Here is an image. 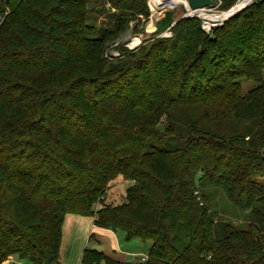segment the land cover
<instances>
[{"label":"trees","instance_id":"trees-1","mask_svg":"<svg viewBox=\"0 0 264 264\" xmlns=\"http://www.w3.org/2000/svg\"><path fill=\"white\" fill-rule=\"evenodd\" d=\"M90 1L0 3V264H59L67 215L149 242L144 264H264V0L121 58L148 0H104L101 34ZM117 179L131 186L111 201ZM212 192L246 229L217 219ZM80 264L118 263L87 248Z\"/></svg>","mask_w":264,"mask_h":264},{"label":"rangeland","instance_id":"rangeland-1","mask_svg":"<svg viewBox=\"0 0 264 264\" xmlns=\"http://www.w3.org/2000/svg\"><path fill=\"white\" fill-rule=\"evenodd\" d=\"M3 0H0V3ZM151 1H147L149 16L146 19L141 20L140 23L133 22L130 24L129 31L121 36L116 43L112 45L110 48L108 55L114 56L119 54L120 58L123 57V54L120 52L121 48H125L129 51L137 50L141 46L154 42L157 40H166L170 39L173 36L172 29L176 25V23L184 18H188V11L186 10V6L183 4L176 5L174 8H164L159 12H155L154 9L151 8ZM215 8L210 10L207 13V16H211L213 19L215 15H220L226 11L221 9V0H214ZM165 3L168 2L165 0ZM110 5L108 2L104 0H91L89 6V23L95 27V30L98 34H101L105 29L110 28L114 25V19L112 17V12ZM221 18V17H220ZM189 19V18H188ZM198 19V18H196ZM223 19V18H222ZM201 24V28H203V21L198 19ZM221 21H212L210 24H219ZM225 24V23H224ZM214 26L212 29L206 31L203 30L207 35H211L212 31L216 28H221L224 26ZM135 48V49H134ZM256 84L252 81H244L242 82L243 93H247L253 88H255ZM257 181L264 184V178L258 177ZM131 186V183L128 181H124L121 179H117L111 186V190L109 192L108 198L109 200H118L122 198L125 191ZM211 197L213 201L212 211L216 214L217 219H223L234 224L236 227L246 229L247 221L244 213L235 212L226 202L224 195L220 193L212 192ZM149 243V242H148ZM14 259L9 261L8 264H27L25 261H21L17 257H13Z\"/></svg>","mask_w":264,"mask_h":264},{"label":"crops","instance_id":"crops-1","mask_svg":"<svg viewBox=\"0 0 264 264\" xmlns=\"http://www.w3.org/2000/svg\"><path fill=\"white\" fill-rule=\"evenodd\" d=\"M150 247L148 242L127 241L122 232L95 227L94 218L67 215L62 230L59 264H80L87 248L102 251L118 264H144L141 261L147 258Z\"/></svg>","mask_w":264,"mask_h":264},{"label":"built area","instance_id":"built-area-1","mask_svg":"<svg viewBox=\"0 0 264 264\" xmlns=\"http://www.w3.org/2000/svg\"><path fill=\"white\" fill-rule=\"evenodd\" d=\"M255 1L257 0H238L237 3L232 6L229 10H227L226 12L220 14V15H215L214 17H217V16H222V15H227L225 18H221L219 19V21H221L219 24H210V22H212L213 20L212 17L210 16H207V13L210 12V10L214 9L216 6H215V2H214V8L210 9V8H206V9H201V10H196V11H192L190 10V8L188 6H186V10L189 12L187 17L188 18H198L200 20H204L203 21V30H210L212 29V27L214 26H222L228 19L236 16L237 14L241 13L242 11L246 10L248 7H250ZM155 7V6H154ZM153 7V0L151 1V8L154 9V11L156 12L157 9H155ZM168 9V8H167ZM7 15V12L3 15H0V27L2 25V23L4 22V19H5V16ZM218 21V20H216ZM209 32V31H208ZM135 49V48H134ZM134 51V50H133ZM111 58H120V55L117 54V55H114V56H110ZM196 195H198V192H196ZM147 260V258L145 259H142V263H145Z\"/></svg>","mask_w":264,"mask_h":264},{"label":"bare ground","instance_id":"bare-ground-1","mask_svg":"<svg viewBox=\"0 0 264 264\" xmlns=\"http://www.w3.org/2000/svg\"><path fill=\"white\" fill-rule=\"evenodd\" d=\"M168 4L165 3V0H153V7L157 9L156 12L163 10L164 8H174L176 5L183 4L186 5V0H166ZM227 15L217 16L216 19H211L213 21L225 18ZM221 17V18H220Z\"/></svg>","mask_w":264,"mask_h":264},{"label":"water","instance_id":"water-1","mask_svg":"<svg viewBox=\"0 0 264 264\" xmlns=\"http://www.w3.org/2000/svg\"><path fill=\"white\" fill-rule=\"evenodd\" d=\"M186 5L192 11L206 9V8H210V9L214 8L213 0H186Z\"/></svg>","mask_w":264,"mask_h":264}]
</instances>
